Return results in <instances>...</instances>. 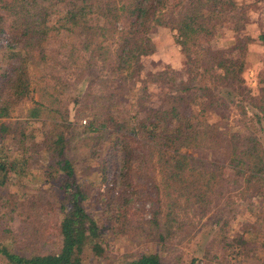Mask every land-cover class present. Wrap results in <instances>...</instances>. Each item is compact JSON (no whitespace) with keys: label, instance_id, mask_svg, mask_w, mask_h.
<instances>
[{"label":"trees","instance_id":"obj_1","mask_svg":"<svg viewBox=\"0 0 264 264\" xmlns=\"http://www.w3.org/2000/svg\"><path fill=\"white\" fill-rule=\"evenodd\" d=\"M238 6L236 0H0V33L6 34L0 44V264H83L91 252L102 255L105 229L121 235L141 223L147 202L150 227L164 241L190 211L203 217L230 191L264 198L263 144L245 126L230 128L224 116L228 96L244 115V103L253 108L250 122L264 118V85L256 95L245 81L252 38L239 33L219 49L200 44L202 33L226 22L237 33ZM160 26L177 31L190 76L157 73L162 85L144 86L145 97H137L130 115L118 104L142 81L141 58L152 51L149 35ZM258 39L264 42V32ZM92 71L100 72L94 77L109 99L95 97L89 86L72 97L70 109L62 98L67 75L79 79ZM27 100L25 119L7 121ZM31 119L46 125L40 141L29 131ZM82 147L90 149L81 162L96 166L91 194L69 156ZM46 210L59 215L53 249L34 248L40 235L34 224L26 237L6 226L14 214L26 226ZM227 224L224 219L219 229ZM211 243L198 244L204 253L188 264H213ZM246 243L244 236L234 239L233 255ZM124 264L169 263L144 252Z\"/></svg>","mask_w":264,"mask_h":264},{"label":"rangeland","instance_id":"obj_2","mask_svg":"<svg viewBox=\"0 0 264 264\" xmlns=\"http://www.w3.org/2000/svg\"><path fill=\"white\" fill-rule=\"evenodd\" d=\"M236 1L240 5L236 9L237 11L235 10L237 15L235 20L239 18L238 24L240 29L238 32H234L232 22H226L223 25L217 26L211 32L202 33L200 44L204 48L212 47L219 49L228 47L234 40L235 35L239 33L241 36L251 37L252 42L248 44L244 54L246 62L245 73L247 76L245 81L248 87H253L257 95V93L261 92L262 84L264 85V42L258 39V36L264 32V0ZM4 29L6 30V27ZM5 35V33H0V44L3 43ZM149 37L153 49L148 55L141 58L142 70L140 77L142 81L135 85L133 92L129 94L127 100L121 101L119 97L117 98V101H121L118 104L119 108L124 109L130 115H133L135 112L134 105L131 107L132 104H135L138 96L144 95L142 92L144 86H148L152 90L162 85V81L160 82L159 77L156 76L157 73L164 70L167 73L177 70L179 73L181 72L185 79H188L190 76L186 72V56L182 52L180 43L177 41V31L175 29L165 26L156 27ZM98 73L100 72H85L79 79H76V74L67 75L69 84L62 98L63 102L70 109L73 107L72 97L76 94L82 95L89 89V86L95 92V97H100L103 94V101L109 99H107L108 95L104 94L105 89L100 86L98 80L94 77ZM154 79L159 81L156 86H154ZM239 97L235 95L233 103L238 105L240 103ZM33 98L36 100L38 95L34 94ZM228 98V96L225 98L229 106L224 110L225 123L233 129L245 126L246 128L243 131L246 133L254 132L262 142L264 148V118L260 123H256V119L250 122L249 117L253 108L244 103L246 110L244 115L242 108L239 109L234 106L232 100ZM30 105L31 101L29 100L19 104L7 121L13 122L16 119H25ZM74 113L75 110H72L71 118H73ZM138 115H142V112ZM31 120L32 124L29 127V131L33 134L35 141H40L43 138L46 125L41 120ZM85 120H87V117H83L80 123L84 124ZM75 144L76 140L73 142V145ZM89 149L90 147L87 149L86 147H82L71 150L69 156L73 161L75 160L78 173L81 177L85 178L82 183L86 185L89 189V194H91V186L88 185L93 184L92 181L96 171L95 161L91 162V166L81 162V159L89 152ZM86 175L87 177H85ZM236 191H230L231 197L228 200H220L219 203L212 204L210 210L203 217L194 216L190 211L188 218L180 226L181 230L165 238L164 241H159L155 234L158 230L154 229L153 231L150 227L153 209L149 205L151 202H147L144 204L145 207L141 209V223H137L135 227L133 226L134 229L132 227L130 231L121 235L117 229H105L100 240V246L103 249L102 255L100 256L91 252V255L85 258L83 264H124L144 252L156 253L164 262L169 264H188L193 255L196 257L203 255L204 249L203 247L199 249L198 244L202 241L208 244L210 240H213L211 252L216 253V259L213 261V264H264V198L253 197L249 193L244 194L243 198H240ZM44 192L47 197H51L49 191L45 190ZM144 192H149L153 197L155 195L154 191L149 188L144 190ZM98 210L94 206L88 208L91 215L96 217L97 223L104 226V218ZM14 215L13 218L8 219L6 222L8 228L21 232L26 237L30 233L29 228L34 224L37 227L38 234H40L35 241L37 243L34 248L40 251L53 249L54 245L52 243L58 242L55 230V224L59 218L58 213L46 210L38 221L35 220L34 223L27 224L26 226H24V222L21 221L19 216ZM224 219L228 221V224L221 231L219 227L223 226ZM242 236L246 238L247 243L240 245V250L243 249V253L236 257L232 253L234 239ZM225 242L226 244H224ZM234 251L236 252V250Z\"/></svg>","mask_w":264,"mask_h":264}]
</instances>
